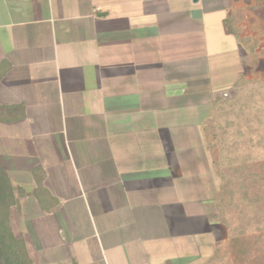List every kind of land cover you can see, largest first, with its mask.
Masks as SVG:
<instances>
[{"label":"crops","instance_id":"crops-1","mask_svg":"<svg viewBox=\"0 0 264 264\" xmlns=\"http://www.w3.org/2000/svg\"><path fill=\"white\" fill-rule=\"evenodd\" d=\"M260 63L264 0H0V164L33 264L206 259L207 126Z\"/></svg>","mask_w":264,"mask_h":264},{"label":"rangeland","instance_id":"rangeland-1","mask_svg":"<svg viewBox=\"0 0 264 264\" xmlns=\"http://www.w3.org/2000/svg\"><path fill=\"white\" fill-rule=\"evenodd\" d=\"M206 132L223 222L209 230L200 264H264V81H241L215 105Z\"/></svg>","mask_w":264,"mask_h":264},{"label":"trees","instance_id":"trees-1","mask_svg":"<svg viewBox=\"0 0 264 264\" xmlns=\"http://www.w3.org/2000/svg\"><path fill=\"white\" fill-rule=\"evenodd\" d=\"M4 108L0 105V111ZM41 180L40 174L36 180L37 188L34 195L42 202L40 199L43 192ZM16 202V190L12 187L7 173L0 164V264H33L27 254L24 241L16 238L10 227V210ZM222 222L223 219H221Z\"/></svg>","mask_w":264,"mask_h":264}]
</instances>
